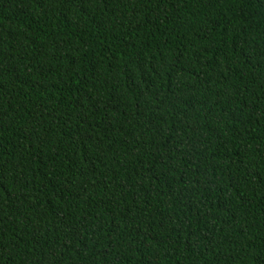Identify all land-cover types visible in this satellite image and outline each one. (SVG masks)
<instances>
[{"label": "trees", "instance_id": "obj_1", "mask_svg": "<svg viewBox=\"0 0 264 264\" xmlns=\"http://www.w3.org/2000/svg\"><path fill=\"white\" fill-rule=\"evenodd\" d=\"M0 264H264V0H0Z\"/></svg>", "mask_w": 264, "mask_h": 264}]
</instances>
